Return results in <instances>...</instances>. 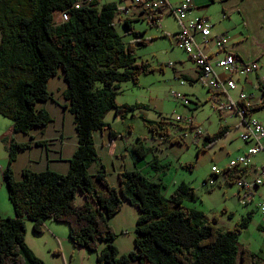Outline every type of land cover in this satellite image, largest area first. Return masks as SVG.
Instances as JSON below:
<instances>
[{"label": "trees", "instance_id": "1", "mask_svg": "<svg viewBox=\"0 0 264 264\" xmlns=\"http://www.w3.org/2000/svg\"><path fill=\"white\" fill-rule=\"evenodd\" d=\"M73 1L0 0V115L12 123L1 176L13 208L11 217L0 214V264H44L25 242L27 219L36 233L45 230L46 220L65 222L72 244L96 253L95 264H264V256L239 240L249 215L223 229L217 224V214L209 217L184 204L197 197L194 188L184 181L167 195L162 183L137 170L118 172L117 186L109 182L102 164L90 172L89 167L99 160L93 133L107 128L111 136L117 134L105 120L106 115L114 111L124 118L146 107L136 102L119 104L116 96L120 84H138L142 74L156 67L138 61L135 55V46L146 44L145 39L124 42L116 31V13L122 9L115 2L90 0L71 9L67 21L55 24L54 14L70 7ZM162 10H141L138 14H146L149 23L154 24ZM118 21L132 35L142 34L133 29L130 18L118 16ZM58 71L65 83L62 97L73 116L78 141L68 171L24 168L15 178L11 163L16 151L28 143H13L10 134L29 133L52 120L40 104L53 99L47 82ZM260 88L263 100L249 112L264 110V86ZM139 117L153 134H167V122ZM227 131L226 125H220L206 134L197 154ZM182 166L192 170L195 163L189 161ZM246 172L247 166H243L224 168L222 174L227 183L233 184ZM78 193L83 197L81 202ZM124 200L139 214L134 248L120 253L112 242L117 232L110 219L122 209Z\"/></svg>", "mask_w": 264, "mask_h": 264}, {"label": "rangeland", "instance_id": "2", "mask_svg": "<svg viewBox=\"0 0 264 264\" xmlns=\"http://www.w3.org/2000/svg\"><path fill=\"white\" fill-rule=\"evenodd\" d=\"M177 1L169 0L172 4ZM196 1L200 2L201 0ZM99 2H115L119 8L131 4V0H99ZM224 3L225 2L222 0H213L209 2L207 6L203 5L196 8L193 15H200L208 18V20L214 24L212 29L213 33L226 31V34L229 37V42L233 41L235 44L237 43L241 51H243L244 58L247 60H253L254 52L260 48H264V0H242V2L238 4V7L244 12L243 16L240 14L241 11L239 13L237 9L229 11L232 7L229 5L227 6V3L224 5ZM235 6H237V4ZM118 16H121V18H130L132 20L131 24L133 29L141 31L142 34L140 36L132 35L126 26L118 21ZM141 16L146 18H140ZM115 21V29L118 34L121 35L124 42L133 41L136 38H143L146 40V44L135 46V55L137 56L138 61L144 60L150 65L156 67L153 72L146 75L142 74L141 78L139 77L141 79V86L134 85L131 81L122 82L124 91L118 94L119 100H122V98H125L124 100L128 101H134L137 99L144 100L149 106V109L145 111V116L149 119H162L164 122H167V127L171 133H173V131L180 133L182 130H189V128L186 127V123L183 121L177 122L175 120L176 116L183 118L191 117L193 122L202 128L203 135L197 137L189 135L185 138L189 149L182 155L183 160L194 161L195 166L192 170L181 168L180 173L183 176L182 178H184L187 184L194 188L195 193L197 194V202L202 200L203 206L207 210L215 212V210L219 208V204H225L226 200L229 202L228 205L233 208L238 219L235 221L233 220V223L232 220H229L227 215L221 216L222 218L217 223L220 227L226 226L225 221H231V226H233V224L235 225L242 217L248 214V225L239 234V240L241 243H249L252 247L251 250L257 252V248L264 244V236L256 227L257 222L261 219L260 212L255 208V203H251L252 201L246 206H242L235 201L233 204V197L236 196L238 188L234 183H227L223 179L222 174L223 168L228 164L230 156H233V146L241 142L238 137L241 131V127L239 128V116L235 113H228L220 116L218 110L215 108V105L219 104V102L212 97L213 92L209 90L205 84H202L200 80L194 78V66L192 61L188 59L187 54L176 43L175 32L178 23L173 14L167 13L164 8L156 22L150 24L146 14L139 15L138 12L135 11V8L131 7L130 13L127 16L123 14L122 10H118ZM244 33L248 36L247 38H244L242 35ZM257 58L254 60L257 61L259 68L246 75L249 78L258 72L260 79L261 74L264 72V49L261 51L260 57ZM172 64L177 69L188 73L193 78L190 80L187 79L185 84H179L178 80L172 75ZM238 78L239 80L237 81L242 85L243 82L247 80L245 76H239ZM259 86L260 85L256 82L254 87L246 86L244 90L260 94L261 88ZM171 90L180 93L187 92L185 94H187L188 98L191 100L190 104L187 106L182 105L171 95ZM218 95L222 97L223 102L225 103L226 98L222 94ZM258 112H253L252 114H257ZM258 115H262L263 117H259ZM258 115L255 116L257 119L264 120V110ZM106 119L117 130H127L128 124H132L131 127H134L135 132L142 136V131H147L146 126L143 124L137 113H135L134 116L123 118L114 115V111H110L106 115ZM128 119H131V122L128 121ZM10 122L11 121L8 118L0 115V132L5 131ZM219 125L228 126L227 135L222 137L218 142L205 151H201L197 154V149L200 148L205 141V134H211ZM34 128L39 129V127ZM23 135L30 140V133H23ZM15 136V133L10 134L12 142L19 143ZM6 137L9 138L8 133L4 134L2 141L0 139V165L3 166L6 165L8 157V148L5 144L7 140ZM25 149L26 148L18 149L17 151L20 152V150H24L26 152L27 150ZM153 150L156 151L157 149L155 148ZM25 152L17 160L15 155V158L12 161V163H14L13 167L11 163L13 171L15 167H17V170L23 168L21 166L24 163ZM148 153H151V151H148ZM261 158V155H257L253 158L251 157L250 162H259ZM212 171L217 173L216 176ZM109 180L110 183L112 182L114 185H117L116 178L109 176ZM203 183L205 184L203 185ZM168 188H170L169 184ZM168 188H165L167 195L171 191V189ZM262 198L263 197H256L257 203L262 200ZM77 200L80 202L83 200V197L79 193ZM124 203V210L114 215L111 219V223L115 226V230L117 231V236L112 242L121 253H127L134 248V226L136 217L139 214L137 208L129 204L127 200H124ZM185 203L188 204L190 202L185 201ZM249 208L253 209L252 213H246ZM0 209L4 217H7L5 216L7 210L10 212L13 211L4 182H0ZM218 211L219 210L217 209L216 212ZM220 212L221 210L219 213ZM25 221V242L28 247L43 261L44 264H61L57 259V257L60 258V256L57 255V253H54V250L61 243V237L55 239L52 230H57V232L61 230V234L58 235L67 236L68 225L65 222H55L53 220L54 222L52 223L55 225H63L65 230L60 229L57 226L50 229L48 224H46V228L42 233H36L32 229L31 221L28 219Z\"/></svg>", "mask_w": 264, "mask_h": 264}, {"label": "crops", "instance_id": "3", "mask_svg": "<svg viewBox=\"0 0 264 264\" xmlns=\"http://www.w3.org/2000/svg\"><path fill=\"white\" fill-rule=\"evenodd\" d=\"M211 1L213 0H201L200 2H197L196 0H194L196 6L193 12H195L196 8H199L203 5L207 6L209 2ZM222 1L225 2L224 5H226L227 3V6L229 5L232 7L231 10L229 11H233V9H237L239 13L241 11L240 14L242 16L244 15V12L238 7V4H240L242 0H222ZM236 4L237 6H235ZM178 29L179 27H177L176 32L178 31ZM212 34L213 35L223 34L228 37V35L226 34V31H220L219 33L212 32ZM242 35L244 36V38L248 37L246 33ZM263 49L264 48H260L259 50L254 52L253 60L257 57L258 58L260 57L261 51ZM224 50L235 54L240 59L248 61L247 59L244 58L243 51H241L238 44L237 43L235 44V42L233 41L229 42V39H228L227 45ZM172 69H173L172 71L173 77H179L180 79H184L185 82L187 81V79L190 80L191 78H193L188 73L180 69H177L174 65ZM143 75H146V74H143ZM140 78H139L138 84H134L133 82L132 83L134 85L141 86ZM194 78L200 80L201 83L203 84L201 73L195 66H194ZM246 79L247 80L243 82V85L237 81V88L235 90L230 91L231 97H236L237 92L240 91L241 89L244 90L246 86L254 87L256 82L258 83V85L264 86V82H261L259 79L258 72H256V74L252 76L251 78L246 77ZM254 80H255V83H254ZM64 88H65V83L62 77V73L61 71H58L56 75L52 76L47 82V89L51 93L53 99L40 104V106L44 107L50 113L52 120L45 126L39 127V129H36V128L31 129L29 131V133L31 134L30 140L25 135H23V133H20V132L15 133L16 135L15 138L16 140L19 141V143H28V146L25 149L27 150L26 152L24 150H20V152L17 151V154H16V160H17L25 152L24 163L22 164L21 167L23 168L27 167L34 171H42L46 169L59 172V173H66L68 171L69 159L74 153L78 145V141H77L76 132L74 130L73 116L68 111V108L64 109L66 108L65 106L67 104L66 100L62 97V92ZM123 91L124 89L121 83L117 96H116V101L119 104H123V103L131 104L135 102L144 103L146 107L144 109L140 108L136 110L135 113L145 116L146 115L145 111L149 109L148 104L144 100H140V99H137L134 101H128V100H124L125 98H122V100H119L118 94ZM185 93L187 92H184L183 94ZM185 95L187 96V94ZM256 95H259V94H256ZM212 97H214L216 101L219 102V104L223 102L222 97H220V95L218 94H213ZM259 101L260 100L258 99V102ZM260 112H262V110L254 115L257 116L258 114H260ZM228 113L234 114L232 112H222V113L219 112L220 116H223L224 114H228ZM114 115L116 114L114 113ZM128 116H134V115L127 114L124 118H127ZM258 116L263 117L262 115H258ZM105 120L110 124L111 128L117 134L114 136H111L107 128H105L103 131H96L93 133L94 146H95V150H96L99 160L96 161L95 164H92L89 167V170L91 173H93L96 170V168L99 167V164H102L105 167L108 180H109V176H112L116 178L117 185H118V178H117L118 172L122 170H137L140 173H142L145 177H147L148 179L153 180L158 183H162L166 189L168 188V184H169L170 188L168 189H171V191L175 188V186L178 183L182 181L185 182L184 178H182L183 176L180 173L181 172L180 170L181 168H184L182 166L183 163L189 162L187 160H183V156H182L189 149V146L185 138L183 139L177 138L179 135L178 132L173 131V133H171L169 132V128H168L167 134L163 136L159 134H153L147 129V131H144V130L142 131L143 132V136H142L141 134H138L135 132L134 127H131L132 124L131 125L128 124L127 130H117L106 119V117H105ZM152 120L157 121V119H152ZM239 120H240L239 128L241 127V131H240L241 133L242 131H244L245 125L243 124L241 119ZM128 121L131 122V119H128ZM11 125L12 123L10 122L7 125V129L3 132H0L1 141H2V137H4V134H7L10 131ZM227 129H228V126H227ZM148 132H150L151 134ZM249 145L250 143L244 142L243 140H241L239 144H236L233 146L232 148L233 156H230V158L245 152L247 148L249 147ZM155 148L157 149L156 151L153 150ZM148 151H151V153H148ZM258 155L262 156L261 160L256 163L253 161L250 162L249 160V163L247 165V172L244 175V177L252 178L256 174L257 169L260 167V165L264 161V156L262 154H258ZM13 165L14 163H12V167ZM3 168L4 166L0 165V182H3V179L1 176V171ZM22 169L20 168L19 170H17V167L14 168L13 174L15 178L20 177ZM212 173L215 176L217 174L215 171H212ZM223 179L225 180L224 176H223ZM237 195L238 194H236V196L233 197L234 198L233 204L235 201L236 203H239L242 206H246L249 204V202L252 201L251 203L252 204L255 203L254 206L257 209L256 197L258 198L263 197L262 199H264V186L257 188L256 192H254L252 199L246 203H242L240 199H238ZM193 200L194 199L186 201L190 203L186 204L184 202V204L200 209L204 211L206 215L209 214L210 217L214 214H217L218 215L217 223L222 218L221 216H224V215H227L229 220H232V221L233 220L235 221L238 219L235 215V211L233 210V208H231L228 205L229 202H227V200L225 201V204L218 205L219 208L217 209L219 211L221 210L220 213L219 211L216 212L217 209L215 210V212H212L211 210H207L206 208H204L202 200H200L199 202H197V198L194 201ZM124 204L125 203H123L122 209L118 213L124 210L123 209ZM252 212H253L252 208H249L246 211V213H252ZM0 214L2 215V217H4V215L1 212V209H0ZM12 215H13V211L10 212L7 210L5 216L11 217ZM111 219H110V224L115 229V226L111 223ZM46 221H47L46 224H48V227L50 229H53L56 226L60 229H64L63 225H55L54 223H52L54 222L53 220H49V221L46 220ZM225 222H226V226H221V228L228 229L234 226V224L233 226H231L232 225L231 221H225ZM256 227L258 228V230H260V232L264 236V221H263L262 216H261V219L257 222ZM52 233L55 239L58 237H61L60 238L61 243L54 250V253H57V255L60 256V258L57 257V259L61 262V264H95L96 253L94 251H90L81 246H75L74 244H72V242L68 238V233H67V236H59L58 234H61V230L59 232H57V230L56 231L52 230ZM263 240H264V237H263ZM243 244H246L250 249H252L249 243L245 242ZM257 253H259V255L261 256H264V244L259 246V248H257Z\"/></svg>", "mask_w": 264, "mask_h": 264}, {"label": "built area", "instance_id": "4", "mask_svg": "<svg viewBox=\"0 0 264 264\" xmlns=\"http://www.w3.org/2000/svg\"><path fill=\"white\" fill-rule=\"evenodd\" d=\"M88 1L90 0H74L70 7L54 14V23L60 24L67 21L71 9H77ZM128 5L134 7L137 12L147 10V12L157 13L160 9L165 8L167 13L173 14L179 27L175 35L176 43L201 73L203 84L213 94H222L226 98L225 103L217 104L215 108L220 112L237 114L245 125V129L239 134V137L250 145L245 152L230 158L225 168L230 170L235 167L247 166L251 157L258 154L264 156V120L257 119L252 114L253 112H249V108L263 100L262 91L256 95L241 89L237 92L236 97L230 95V91L237 88L239 76L247 77L246 75L258 70L257 61H245L235 54L225 51L228 37L223 34L213 35V23L204 16L193 15L196 6L194 0H179L174 4L170 3L169 0H131V4ZM127 6L121 8L125 16L130 13V7ZM174 78L178 80L179 84L185 83L184 79ZM260 80L264 82V72L261 74ZM170 93L182 105L187 106L191 102L183 93L173 90ZM175 120L177 122L183 121L189 128L188 131L182 130L177 138L183 139L189 135L193 137L203 135L202 128L197 126L191 117L176 116ZM234 184L238 188V199L242 203L250 201L257 188L264 186V161L252 178L240 177ZM256 207L264 221V199L260 200Z\"/></svg>", "mask_w": 264, "mask_h": 264}]
</instances>
